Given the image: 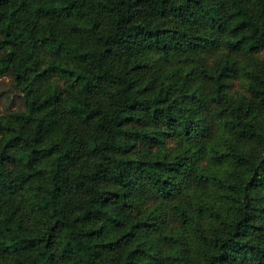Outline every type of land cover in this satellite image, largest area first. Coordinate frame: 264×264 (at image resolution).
<instances>
[{
    "label": "trees",
    "instance_id": "16d2710c",
    "mask_svg": "<svg viewBox=\"0 0 264 264\" xmlns=\"http://www.w3.org/2000/svg\"><path fill=\"white\" fill-rule=\"evenodd\" d=\"M215 47L264 0H0V264H264V68Z\"/></svg>",
    "mask_w": 264,
    "mask_h": 264
},
{
    "label": "rangeland",
    "instance_id": "374dc122",
    "mask_svg": "<svg viewBox=\"0 0 264 264\" xmlns=\"http://www.w3.org/2000/svg\"><path fill=\"white\" fill-rule=\"evenodd\" d=\"M190 54L195 57L196 61L201 62L208 67H212L215 61L222 57L228 56L232 58L234 60L237 69L235 74L232 75L228 79V81H229V90L235 95H238L240 93H246L245 82L247 78L242 73L244 69L253 67L254 60L260 61L262 67L264 68V48L252 54H247L243 51H237V50L230 51L223 47L203 48L192 51ZM176 59L177 57L174 58L172 64L170 63H165V64L171 66L175 63V67H176L178 66V64H181V61H176ZM157 64H161V63L158 61L156 62V65ZM46 82L48 83L57 82L60 87H63L65 84L64 79H59L56 77H50L47 79ZM23 107H24L23 95L20 88L16 84L13 76L10 73L0 75V116L8 115V113H10L11 111ZM176 145L177 142L174 139L173 140L168 139L165 143V146H167L170 150H172ZM153 149H155V147ZM166 207L168 209L167 205ZM166 207H165V211H166ZM166 220L168 226L174 228L178 225L177 221L173 220L172 217L170 216V211L169 213L167 212Z\"/></svg>",
    "mask_w": 264,
    "mask_h": 264
}]
</instances>
